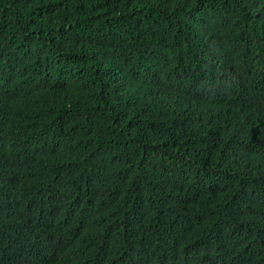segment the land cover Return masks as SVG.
Wrapping results in <instances>:
<instances>
[{"label": "trees", "instance_id": "1", "mask_svg": "<svg viewBox=\"0 0 264 264\" xmlns=\"http://www.w3.org/2000/svg\"><path fill=\"white\" fill-rule=\"evenodd\" d=\"M0 264H264V0H0Z\"/></svg>", "mask_w": 264, "mask_h": 264}]
</instances>
